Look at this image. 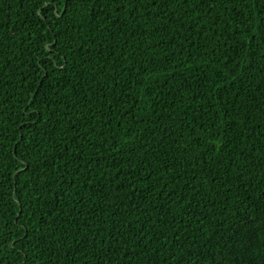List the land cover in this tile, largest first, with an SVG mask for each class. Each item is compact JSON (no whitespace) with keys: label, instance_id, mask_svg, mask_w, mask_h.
Masks as SVG:
<instances>
[{"label":"trees","instance_id":"16d2710c","mask_svg":"<svg viewBox=\"0 0 264 264\" xmlns=\"http://www.w3.org/2000/svg\"><path fill=\"white\" fill-rule=\"evenodd\" d=\"M46 2L0 0V264H179L181 253L183 264H264V152L253 151L264 144V0H207L202 8L192 0L135 18L131 5L105 16L69 5L59 23L61 5L45 11ZM45 141L52 190L44 202L59 197L61 215L49 218L56 238L42 251L16 228L19 206L35 197L17 187L32 181L13 161H35L29 149ZM101 187L103 211L88 200ZM136 204L155 207L153 223ZM129 220L135 227L125 239ZM20 223L33 236L45 229L40 215ZM141 237L147 255L131 250Z\"/></svg>","mask_w":264,"mask_h":264},{"label":"snow or ice","instance_id":"6c2138e0","mask_svg":"<svg viewBox=\"0 0 264 264\" xmlns=\"http://www.w3.org/2000/svg\"><path fill=\"white\" fill-rule=\"evenodd\" d=\"M56 2L60 4L61 6L57 8V15H58V23L62 20H64L65 17L68 16L69 14V5L72 6H88L91 5L97 14L99 16H105L106 15V9L111 7V10L113 13L117 12H125L128 11L129 5L132 7V12L130 15L135 18L137 14H139L142 17H147L148 14L151 13V10L153 8L159 7L160 5H163L164 8L166 9L169 6L175 7L176 5H180L181 7L187 5V7H192V0H47L44 10L47 11L49 7L53 5V3ZM207 2V0H198L199 6L202 8L204 3ZM221 2H224V0H221ZM228 2H231V0H228ZM37 3H39V0H37ZM114 5V7H113ZM143 5V8L141 7ZM227 6V5H225ZM235 6V5H233ZM213 7L215 5L213 4ZM159 18V17H158ZM108 19H111L110 16H108ZM182 20L183 17H180ZM169 20H171L173 23H175L176 17L169 16ZM137 23H139V20H137ZM165 23H168V21H165ZM259 27V26H258ZM66 29L68 31H72L70 26L66 25ZM239 35V33H237ZM252 42H255L256 39V33L252 34ZM52 47L49 49L50 54L52 56H55L57 54V49L60 46V39H54L52 40ZM46 48H48V45H45ZM90 62V61H89ZM4 56H3V44L0 42V71L3 70L4 68ZM63 70L67 71L66 65H63ZM103 67V65H102ZM3 77L0 76V79ZM41 79H44L42 77ZM38 95V94H37ZM0 103H2V100H0ZM258 103L261 105V107H264V93L260 95ZM38 115V113H37ZM37 121L36 119L32 120V123L35 124ZM107 123V121L105 122ZM0 138H2V133H0ZM257 139L259 140L260 137L257 136ZM49 143L48 141H45L44 144H33L32 148L29 149V151H32L36 154V160H24L23 164L24 167L20 168L19 164L21 161L17 158V160L13 161L17 165V171H19L22 175L27 174L29 176V180L32 181L31 185L28 184V182H25L24 185H20L19 182H17V187L18 188H29L31 187L33 190V196L35 199L29 204L28 208L26 209L24 207V204L21 203L19 206V209L16 213V228L19 229L23 227V230L28 236V241L34 240L36 242L37 247H39L42 251L46 250L51 246L49 242V236H53L55 239L56 237L53 235L55 232V229H53V232H48L47 228L51 227V225L48 223L49 218H56L61 215L59 211H56V208H59L60 206V198L59 197H54L52 201L44 202L45 198L49 195L51 192V181H50V176L51 173L48 171V165L45 163H42L44 160H46L49 156L48 148L45 147V144ZM53 147V150H55V146L50 145ZM19 148V145H17ZM253 151H259V152H264V144H261L258 146V148L253 149ZM82 155V150L79 153ZM64 157L61 155L59 152L57 153V159L62 160ZM6 159V156L3 152L2 148V139H0V200H3V189H4V182L6 177L4 176V168H3V161ZM35 163V167H33V164ZM173 168H175V164L172 165ZM43 169V171H42ZM135 171V169H133ZM15 175V173H14ZM155 175V172H152L148 176V180H151L152 176ZM179 175V174H178ZM74 179L72 181H69L68 183L72 187H76V181L79 179L78 173H73ZM33 177L35 179H33ZM90 180L91 177H88ZM116 179H119V176L116 177ZM179 181H177L178 183ZM131 183V181H129ZM86 186V185H85ZM150 190V189H149ZM132 191H135V189H132ZM73 195L79 196L80 195V189L77 190L76 193ZM163 195V193H161ZM95 196V200L92 199V197ZM108 199V191L101 187L99 191H97L95 188L90 189L88 200L95 204L97 200L101 201V204L97 205L98 208L103 211V201ZM85 201L83 197L80 198L79 203L83 204ZM149 205H151V202H148ZM39 206V207H37ZM121 207L125 212L129 211L128 207H125L123 203H121ZM135 210L137 212H141L142 214H146L148 217V224L153 223V213L156 211L154 206L151 207H145L141 209L139 204L134 205ZM64 212L67 213L68 210L64 209ZM79 212V209L76 208L75 205H73V210L71 212V215H73L77 220L79 219V215L77 214ZM27 215L29 217V222L32 220H35L37 215L42 216L43 222L45 225V229L43 231H40L39 235L33 236L32 234L28 233L27 225H21L20 221L24 218V216ZM2 216V214H0ZM139 218V217H138ZM113 219L115 220L116 217L114 216ZM40 221L37 220V224H39ZM5 224L6 221L0 218V250L3 249L5 246L4 240L6 238L5 233ZM85 227L87 224L84 225ZM135 225L133 224L132 221H128L127 223V229L125 232H122L121 235L125 237V239L128 238V236L131 235ZM10 231H15V229H9ZM115 231L120 232V227H117ZM148 232H153V229L147 228ZM160 235L163 234V229L159 230ZM160 235L155 236V240L158 242ZM18 239L22 242H27L25 241V237H18ZM147 239H152L151 236L147 237ZM147 239L145 237H141L139 241L136 242L135 247H133L131 250L132 252H144L145 255H147V249L142 247V245L147 243ZM190 239V237H189ZM114 244L113 247L119 246V251H123V245L121 244V240L119 237H114ZM14 243V242H13ZM86 247V246H85ZM9 252L12 251L11 248L8 249ZM99 252H101L104 256L108 255V252L104 249H99ZM125 256H127L129 259H131V255L129 253H125ZM179 261V264H183V261L187 259V257L183 256V253H181L180 258H176ZM162 264H166V262H162Z\"/></svg>","mask_w":264,"mask_h":264}]
</instances>
